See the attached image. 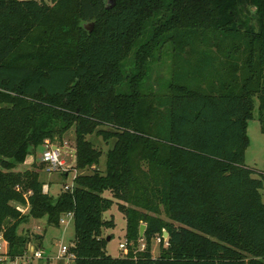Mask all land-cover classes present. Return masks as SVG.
<instances>
[{"label": "trees", "instance_id": "16d2710c", "mask_svg": "<svg viewBox=\"0 0 264 264\" xmlns=\"http://www.w3.org/2000/svg\"><path fill=\"white\" fill-rule=\"evenodd\" d=\"M164 47L171 75L155 90L149 61ZM256 100L264 132V0H0L9 256L28 250L22 223L46 217L60 227L71 213L74 264H264V170L246 164ZM71 129L74 169L89 171L54 198L38 169L16 166ZM93 133L114 139L105 171ZM114 204L129 243L120 256L103 234L116 226L105 215Z\"/></svg>", "mask_w": 264, "mask_h": 264}, {"label": "rangeland", "instance_id": "374dc122", "mask_svg": "<svg viewBox=\"0 0 264 264\" xmlns=\"http://www.w3.org/2000/svg\"><path fill=\"white\" fill-rule=\"evenodd\" d=\"M50 2V0H46ZM113 0H107V4H112ZM91 22L86 23L85 26L89 28ZM130 60L127 63L130 65ZM171 59L167 56V47H164L161 52L156 51L153 58L149 61V76L147 84L155 90H161L167 84L171 75ZM258 100H256V108L254 110V118L249 121L248 135L250 138V145L246 151V164L253 168L257 173L264 170V132L261 129V123L258 116ZM94 145L101 150V158L97 168L105 171L106 159L109 149L114 144V139L105 140L101 135L93 133L87 137ZM50 143L59 146L63 149L62 159L65 161V166L60 169H49L48 165L42 161L44 152V145L38 147L35 154H32L28 159L16 166V170H25L27 168H36L40 171L41 180L44 185H49L48 192L57 198L62 190L74 186V177L80 173H85L89 169H74L76 163V150H75V135L74 131L66 130L61 134L58 133L52 139H47ZM256 173V175H257ZM264 196V190H263ZM25 214L30 211L28 204H21L14 202ZM105 215L113 217L116 222L115 228L105 229L104 236L110 237L107 244L108 252L113 256L122 255L123 251L120 248V243L126 242V218L118 209L117 204H114ZM65 223H61L60 227L48 225L47 218H33L31 217L28 222L22 223L19 227V232L24 235H29L31 242L28 245V252L31 253L35 248H40L48 256H54L60 247L64 244L69 245L73 243L75 236L74 220L71 216H64ZM63 217V218H64ZM163 217L165 215L163 214ZM44 235L43 238L38 239L36 235ZM139 248H142L143 240L140 241ZM152 252L154 256H158L160 252V240L158 237L153 239ZM53 253V254H52ZM74 264L73 260H54L51 257L48 262L44 259L34 260L32 264Z\"/></svg>", "mask_w": 264, "mask_h": 264}, {"label": "built area", "instance_id": "2783aa9c", "mask_svg": "<svg viewBox=\"0 0 264 264\" xmlns=\"http://www.w3.org/2000/svg\"><path fill=\"white\" fill-rule=\"evenodd\" d=\"M62 152L63 149L57 145L50 143V141L46 140L44 144V152L42 155V161H44L49 169H60L65 166V161L62 159ZM69 188V186H67ZM49 185H44V191L48 192ZM72 216L71 213L66 215ZM62 223L66 222L65 217L61 220ZM161 241V237H158ZM167 240V237L164 236ZM168 245V241L166 242ZM145 245L142 244V248ZM120 248L122 249L123 253L126 254L129 251V243L126 239L125 243H120ZM9 251V243L8 241L1 235L0 236V264H32V262L36 260L44 259L48 262L49 258L51 257L54 260L66 259L68 261L74 260L75 254L70 252L69 245H62L59 251L54 254V256H48L45 254L40 248H35L33 252L29 253L28 251L20 257L11 258L8 254ZM48 264V263H46Z\"/></svg>", "mask_w": 264, "mask_h": 264}, {"label": "water", "instance_id": "95a60500", "mask_svg": "<svg viewBox=\"0 0 264 264\" xmlns=\"http://www.w3.org/2000/svg\"><path fill=\"white\" fill-rule=\"evenodd\" d=\"M93 25H94V23L91 22L90 25H89V29L90 30L93 29ZM145 230H146V224L142 223L140 225V237H143L144 236ZM164 236L165 237H168V232L167 231L164 232ZM108 240H110V237L109 236H108Z\"/></svg>", "mask_w": 264, "mask_h": 264}, {"label": "crops", "instance_id": "0c3cea01", "mask_svg": "<svg viewBox=\"0 0 264 264\" xmlns=\"http://www.w3.org/2000/svg\"><path fill=\"white\" fill-rule=\"evenodd\" d=\"M72 217V216H71ZM53 254V253H52Z\"/></svg>", "mask_w": 264, "mask_h": 264}]
</instances>
